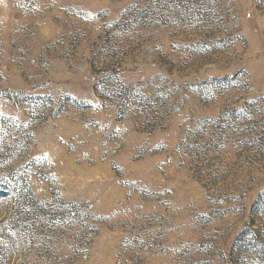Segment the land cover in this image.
<instances>
[{
	"label": "rangeland",
	"instance_id": "1",
	"mask_svg": "<svg viewBox=\"0 0 264 264\" xmlns=\"http://www.w3.org/2000/svg\"><path fill=\"white\" fill-rule=\"evenodd\" d=\"M0 264H264V0H0Z\"/></svg>",
	"mask_w": 264,
	"mask_h": 264
}]
</instances>
